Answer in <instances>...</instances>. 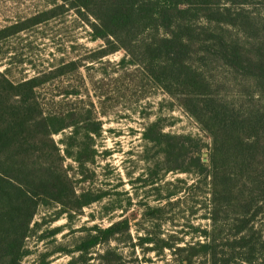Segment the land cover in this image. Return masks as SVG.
<instances>
[{
	"label": "trees",
	"instance_id": "obj_1",
	"mask_svg": "<svg viewBox=\"0 0 264 264\" xmlns=\"http://www.w3.org/2000/svg\"><path fill=\"white\" fill-rule=\"evenodd\" d=\"M51 4L53 9L2 29L0 42L75 11L91 27V40L106 42L107 48L95 60L124 50L129 59L121 63L140 68L154 85L176 94L172 108H183L212 138L206 163L199 138L165 133L161 120L146 127L145 156L151 168L149 177L137 182L142 187L154 185L163 168L166 174L195 175L194 184L178 181L184 186L162 198L167 210L174 209L182 205L181 193L193 197L205 187L211 197L205 218L213 229L211 233L185 224L192 230L187 233L190 241L173 235L161 239L147 232L139 239L140 246L153 245L149 251L159 258L169 251L173 260L167 264H264V16L252 11L264 0H52ZM82 66V60L63 63L19 83L0 72V264H24L30 255L27 241L46 224L44 218L32 227L41 208H58L51 222L66 216L72 223L85 208L108 196L78 190L92 179L87 173L96 162L94 144L102 124L77 109L50 112L40 99L42 88ZM214 67L224 69L230 82L215 88L208 75ZM230 83L240 86L236 96L230 95L235 90ZM70 96L80 94H64ZM67 129L72 132L61 142L63 152L54 136ZM68 160L76 163V170ZM163 211L149 209L146 216L153 223L155 214ZM196 214L192 208L190 215ZM164 222L174 224L175 219L171 216ZM63 230L45 233L41 240ZM80 230L84 236L72 249H58L72 256L69 264H143L110 247L112 242L129 246L133 242L127 219L107 229ZM98 246L106 248L95 258Z\"/></svg>",
	"mask_w": 264,
	"mask_h": 264
},
{
	"label": "rangeland",
	"instance_id": "obj_2",
	"mask_svg": "<svg viewBox=\"0 0 264 264\" xmlns=\"http://www.w3.org/2000/svg\"><path fill=\"white\" fill-rule=\"evenodd\" d=\"M51 2L52 0H0V31L53 9ZM252 11L264 16V4ZM91 39V27L75 11H70L0 42V72L6 73L14 83L31 79L45 71H54L63 63L67 65L82 60L83 66L78 72L67 70L65 76L42 88L40 99L50 112L65 113L77 109L83 117H93L96 123L102 124L101 137L95 138L94 144L97 151L96 162L87 173L92 179L81 184L78 190L108 193V196L85 208L75 216L72 223L66 216L51 222L58 208H41L32 227L36 223H42L44 218L46 224L27 241L30 255L23 263L40 264L45 260L48 264H69L72 256L58 252V249H72L84 236L80 229L94 226L107 229L112 224L127 219L133 238L131 244L136 247L132 249L131 244L129 246L121 241L112 242L110 247L116 248L128 259L138 258L143 264H167L173 260L169 251L159 258L155 252L149 251L153 245L141 247L139 239L145 233L153 232L161 239L173 235L190 241L191 235L188 236L187 233H192V230L185 226L187 223L212 233V222L205 218V205L210 203L211 197L206 193L205 187L196 191L193 197L181 193L178 199H181L182 205L167 210V201L162 197L167 196L169 191H178L184 186L178 181H184L188 186L194 184L196 176L177 172L166 174L164 168L154 185L142 187L137 181L139 178L147 179L151 168L146 162L144 131L147 126L161 120L165 133L199 138L205 146L202 156L206 163H209L212 152V138L183 108H172L170 103L177 102L176 94L167 93L154 85L140 68L128 62L122 64V60L127 57L124 50L95 60L96 54L107 48V45L105 41ZM128 59L127 57L126 61ZM208 75L215 88L231 78L224 69L218 67L212 68ZM228 85L235 88L230 95L236 96L239 84ZM245 86L250 87L248 83ZM67 92H79L80 96L64 98ZM71 132L72 129H67L54 136L63 152L65 146L61 142ZM67 165L76 170L77 165L72 160H68ZM192 208L197 212L195 216L190 215ZM149 209L164 211L155 214L156 221L152 223L146 216ZM171 216L175 219L174 224L164 222ZM159 224L162 225L161 228L158 227ZM58 228H64L63 232L54 238L41 240L43 234ZM195 237L197 241L202 240L200 236ZM105 248L98 246L92 255L96 258Z\"/></svg>",
	"mask_w": 264,
	"mask_h": 264
}]
</instances>
